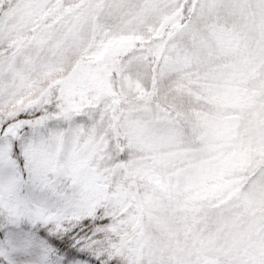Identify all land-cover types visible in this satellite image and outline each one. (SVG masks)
I'll return each instance as SVG.
<instances>
[{"label":"snow or ice","instance_id":"snow-or-ice-1","mask_svg":"<svg viewBox=\"0 0 264 264\" xmlns=\"http://www.w3.org/2000/svg\"><path fill=\"white\" fill-rule=\"evenodd\" d=\"M0 264H264V0H0Z\"/></svg>","mask_w":264,"mask_h":264}]
</instances>
